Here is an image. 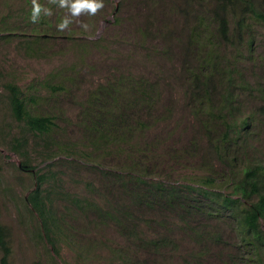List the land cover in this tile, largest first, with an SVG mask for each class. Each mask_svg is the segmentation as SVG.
Returning <instances> with one entry per match:
<instances>
[{
  "label": "rangeland",
  "instance_id": "obj_1",
  "mask_svg": "<svg viewBox=\"0 0 264 264\" xmlns=\"http://www.w3.org/2000/svg\"><path fill=\"white\" fill-rule=\"evenodd\" d=\"M213 1L103 0L96 15L58 31L67 9L37 0L52 14L34 23L32 0H0V222L11 264H264L203 189L209 177L210 189L231 192L235 173L264 161V24L249 17L253 47L238 48L220 37ZM210 51L223 76L201 91L192 76ZM230 69L236 115L253 121L226 162L213 149L225 125L211 107L222 104ZM9 80L36 95L31 110L57 122L48 143L31 136L27 145L34 171L52 182L57 246L27 201L35 177L11 148L20 123ZM51 82L62 88L44 86ZM151 182L165 188L150 191Z\"/></svg>",
  "mask_w": 264,
  "mask_h": 264
},
{
  "label": "trees",
  "instance_id": "obj_2",
  "mask_svg": "<svg viewBox=\"0 0 264 264\" xmlns=\"http://www.w3.org/2000/svg\"><path fill=\"white\" fill-rule=\"evenodd\" d=\"M38 3L41 5V2ZM212 3L210 10L220 37L224 41L233 43L238 48L241 47L238 43L244 42L249 49H252L254 42L251 37L245 35L246 26H248L247 21L249 17H253L264 24V0H214ZM230 14L235 21L233 31L230 26ZM194 37L195 32H192L190 41ZM216 59L217 54L210 51L202 58L199 66L196 67L192 78L195 84L200 86L197 89L203 88L207 90L212 84L216 86L219 79L218 75L223 76V74H220L222 73V67ZM232 73L233 69H230L227 86L224 88V92L221 93L222 104L217 108L211 107V110L217 109L214 117L225 125L222 133L217 135L216 141H212L214 143L213 149H215L218 157L226 162L236 159L235 156H232L229 143L241 141L247 131L250 130V125L253 121L251 115L239 118L236 115L237 107L235 102L237 95L235 90L237 88V79ZM4 86L7 91L11 113L14 119L20 123L18 136L14 137L13 140L15 142L11 148L19 152L23 158L19 168L31 172L37 183L36 187L27 195V201L38 212L47 237L54 246H57L55 240L57 223L53 215L50 199L52 182L49 183L50 176L47 173L34 171V166L27 150L29 137L31 136L38 139H46V143H48L57 122L51 114L37 113L30 109L29 101H36L37 97L35 94L28 96L18 82L9 80L5 82ZM44 86H48L51 89L62 88L61 84L53 82L50 84L46 83ZM239 87H243L240 82ZM261 110L264 113V104L261 105ZM243 170V174L235 173L236 178L234 179L231 192L226 193L210 189L209 187H213V181L209 177H206L203 181V185L207 186L203 189L206 193L205 197L209 201L221 203L225 209L230 211L243 233L244 240L251 245L252 249L255 248L258 251V255L261 256V252H264V161L252 158L245 164ZM136 178L143 181L140 176ZM55 180L56 178L53 179L54 182ZM164 188L159 182L150 183V191L157 190L161 192ZM169 193L172 196L175 195L173 190H170ZM73 200L78 202L80 198L75 196ZM0 250V264H11L10 255L12 249L7 240L5 226L1 222ZM262 257H264V254ZM262 260L264 259L262 258Z\"/></svg>",
  "mask_w": 264,
  "mask_h": 264
},
{
  "label": "clouds",
  "instance_id": "obj_3",
  "mask_svg": "<svg viewBox=\"0 0 264 264\" xmlns=\"http://www.w3.org/2000/svg\"><path fill=\"white\" fill-rule=\"evenodd\" d=\"M49 3L57 4L58 7L67 9L68 12L56 25L58 31L66 30L73 23V18H79L81 15L94 16L104 7L103 0H49ZM41 12L49 16L52 14L50 8H45L37 0H32L31 21L39 22ZM81 27L88 30L89 25L81 22Z\"/></svg>",
  "mask_w": 264,
  "mask_h": 264
}]
</instances>
